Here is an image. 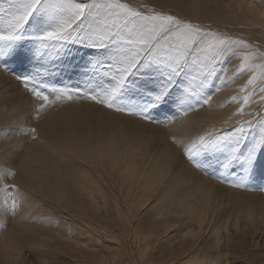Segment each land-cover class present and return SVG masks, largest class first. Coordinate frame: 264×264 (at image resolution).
I'll return each mask as SVG.
<instances>
[{
  "label": "bare ground",
  "instance_id": "bare-ground-1",
  "mask_svg": "<svg viewBox=\"0 0 264 264\" xmlns=\"http://www.w3.org/2000/svg\"><path fill=\"white\" fill-rule=\"evenodd\" d=\"M127 2L135 7L147 5L170 11L212 30L245 37L264 50V16L261 15L264 0ZM237 63L233 58L227 66L234 70ZM247 76L238 77L218 92L213 88L208 93L213 97L211 104L199 111L187 116L175 112L177 121L170 128L171 140L176 141L173 146L166 140L165 132L157 127L159 124L149 126L136 117L111 112L86 100L64 101L46 110L36 118V133L32 134L36 138L28 136L23 145L19 141L21 135L13 139L18 140L16 143L0 136V167L11 166L12 183L17 185L21 200L14 215L0 205V264L13 263L20 257L22 243L18 239L23 237L36 249L38 264H46L43 246L44 241L50 240L57 241V247L76 246L78 253L100 255L96 259L109 264H208L211 251L194 249L197 238L187 247L178 233L182 230H185L182 234L191 233L188 228L193 227L195 234H200L209 226L213 218L209 215L213 188L215 192H219L217 188L228 192L241 203L238 209L252 224L258 219L264 221V172L258 171L248 182L255 184L262 179V193L248 192L223 182H241L239 176L230 173H223L222 180L211 169L209 174L197 170L199 177L194 178L191 175L196 169L185 164L184 168L191 171L183 177L172 158H180L178 149H182L186 135L213 125L220 127L221 121L230 116L234 120L251 119L247 113L259 108L258 91L251 96L243 117L233 116L242 99L229 100L238 93L237 86ZM2 77L8 78L4 71H0V83ZM252 90L249 86L248 91ZM0 115H3L2 108ZM6 178L0 177V183H7ZM145 214L147 223L141 219ZM52 216L65 220L57 227L50 224L48 234L44 229L49 224L44 221ZM109 223L118 229L115 235H111ZM149 223L157 228H148ZM218 229L212 228L213 250L209 249L213 252L221 242ZM172 239L178 253L161 259L155 244ZM126 240L137 244L134 250L124 248Z\"/></svg>",
  "mask_w": 264,
  "mask_h": 264
},
{
  "label": "snow or ice",
  "instance_id": "snow-or-ice-1",
  "mask_svg": "<svg viewBox=\"0 0 264 264\" xmlns=\"http://www.w3.org/2000/svg\"><path fill=\"white\" fill-rule=\"evenodd\" d=\"M6 2L8 9L0 13V71L23 84L29 115L40 118L64 101L86 100L149 124L167 123L170 113H195L211 104L213 88L218 92L248 74L229 100L242 99L233 116L243 117L258 91L259 108L247 113L251 119L230 116L220 127L186 135L180 158L172 159L183 177L191 171L185 164L205 174L211 169L222 180L223 173L239 176L240 183L223 180L233 187L264 172V50L257 43L127 0ZM233 58L238 63L230 70ZM13 61L19 71L9 67ZM54 71L74 73L76 83L62 82ZM161 110L164 119L157 120L153 113ZM23 131L35 134L36 128ZM11 175V166L0 167V177ZM0 205L15 214L21 206L16 184L0 183Z\"/></svg>",
  "mask_w": 264,
  "mask_h": 264
},
{
  "label": "rangeland",
  "instance_id": "rangeland-1",
  "mask_svg": "<svg viewBox=\"0 0 264 264\" xmlns=\"http://www.w3.org/2000/svg\"><path fill=\"white\" fill-rule=\"evenodd\" d=\"M9 5L7 4L6 0H0V13L6 11ZM9 67L17 68L20 70V65L17 62H10ZM5 72V71H4ZM8 78H1L2 83H0V93L2 90L4 94L0 95V108H2V114L0 115V136H6L9 140H13L16 136L21 135L19 138L21 141V145L28 141V136H33L31 132L23 131L24 128H34L36 126V117L34 113L29 115L32 112V106L30 104L29 95L25 93L23 84L18 83L12 73L5 72ZM3 75V72H2ZM53 75L56 76L64 83H72L75 84V74L74 73H62L59 71H54ZM69 76L73 78L70 80ZM1 82V81H0ZM5 86V88H3ZM23 90V92L20 90ZM11 110V111H9ZM9 111V112H8ZM163 110H161V114L153 113L156 115L157 120H163ZM176 114H169V119L167 123H157L162 131L165 132L166 140L170 142L173 146L174 143L171 140V130L170 128L174 123L177 121ZM173 116L175 117L173 119ZM8 120V121H7ZM153 126V125H149ZM24 135V136H22ZM15 143L18 140H13ZM15 147V146H14ZM21 147V146H20ZM18 146L17 149H20ZM179 155L181 154L182 149H178ZM13 171V170H11ZM199 171V170H198ZM192 177L196 178L199 177L197 175V170L192 172ZM208 177V176H206ZM212 180L211 177H208ZM13 177L7 176L6 182L8 184L12 183ZM247 182L244 180V187H241L240 190H248V192H260L263 190L261 181L262 179H258V182L255 184H248L249 177L246 178ZM224 184V183H222ZM219 192H215L214 188L210 193L211 196V205L212 210L209 211V215L212 216L211 222L208 224L207 228L200 232V234H195L196 230L191 227L188 228L192 232L191 233H184L185 230H182L178 233V237L182 240V244L187 245L189 247L190 243L197 238V245L194 246V249L202 250V251H211V260H208V264H264V221L258 219L255 223H251L250 220H247L246 217H243V213L241 209H238L241 203L237 202L236 199L230 195L228 192L223 191L222 189L217 188ZM52 212H56L52 208H49ZM256 210V208H255ZM261 211V210H260ZM258 212V211H257ZM255 212V214L257 213ZM149 214V212H148ZM62 215V214H61ZM59 217V218H57ZM53 218L50 217L48 220L44 221L49 224L47 230L44 229L45 232L49 234L51 229V225L53 224L54 227H57L59 223L63 224V219L61 216H54ZM50 219V220H49ZM143 219V223H147L146 214L141 218ZM41 222V221H40ZM43 222V221H42ZM109 231H113L111 235H115L118 232V229L114 227L112 223H109ZM153 225V224H151ZM150 223L148 224V228H157L156 225L151 226ZM216 227L218 229V238L221 241L218 245L217 250L211 248L213 246V230L212 228ZM45 237V236H43ZM42 237V238H43ZM25 238V237H23ZM23 238L18 239L19 250L18 259L15 261L17 264H38V256L37 251L35 248L31 247L25 238V242ZM82 239V238H81ZM178 239V238H177ZM176 239V240H177ZM22 240V241H21ZM172 239L170 242H165L160 244H155V248L159 249L158 256L163 258H168L167 256L171 257L176 253L177 246L175 245V241ZM190 242V243H189ZM57 241L54 240L44 241V250L45 255L44 258L46 259V264H107V261H99L96 259L100 255L91 254V253H78L77 247L72 246L69 248H64V246L57 247L55 244ZM133 243V244H132ZM29 246H28V245ZM47 244V245H46ZM170 244V245H169ZM23 245V248H22ZM124 248L129 249L131 251L134 250L136 245L132 240H126L124 243ZM41 246V247H42ZM70 246V245H69ZM128 246V247H127ZM200 246V247H199ZM202 246V247H201ZM177 247V248H176ZM201 248V249H200ZM212 250H210V249ZM204 249V250H203ZM75 251V252H74ZM21 252V253H20ZM101 253V249L99 251ZM215 253V254H214ZM74 254V255H73ZM98 254V253H97ZM218 254V255H217ZM95 255V258L94 256ZM216 255V256H214ZM85 257V258H84ZM216 257V258H215ZM214 258V259H213ZM22 260V261H21ZM13 262V263H15ZM21 262V263H20ZM124 263V260L122 259ZM126 262V261H125ZM4 262L2 264H13ZM109 264V263H108Z\"/></svg>",
  "mask_w": 264,
  "mask_h": 264
}]
</instances>
